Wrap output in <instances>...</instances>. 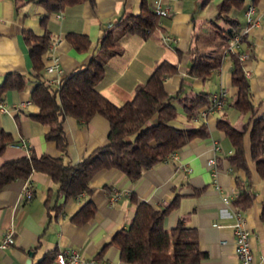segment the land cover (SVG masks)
Returning <instances> with one entry per match:
<instances>
[{
	"label": "crops",
	"instance_id": "obj_1",
	"mask_svg": "<svg viewBox=\"0 0 264 264\" xmlns=\"http://www.w3.org/2000/svg\"><path fill=\"white\" fill-rule=\"evenodd\" d=\"M159 1L168 6L167 13L160 15L159 26L148 37L137 33L120 36L118 47L121 51L106 59L98 87L114 102L123 103L132 96L135 84L148 77L157 59L175 61L177 71L164 78L167 91L178 89V93L183 94L205 90L210 94L221 87L225 90L222 107L207 111L205 115L198 112L191 119L185 117L176 103L177 114L171 122L179 126L204 122L207 134L189 139L164 159L144 169L136 180L116 168L100 169L90 180L94 187L90 195L84 192L64 200L63 196H57V183L39 170L27 178L7 182L0 188V239L11 230L14 241L0 248V264H34L48 251L69 247L80 249L86 256H97L103 264H137L122 260L114 244L98 254L117 228L131 222L136 209L132 191L139 200H147L156 207H161L176 194L177 203L166 213L164 226H172L179 217L185 224L194 226L198 246L206 252L202 264H240L233 250L231 223L234 219L232 209L236 207L232 200L242 186L253 193V198L249 206L238 209L248 229L254 263L264 264V217L261 216L264 181L249 157L247 134L243 136L246 177L244 169L232 166L227 160L232 146L224 132L215 126V118L220 114H225L231 122L247 116L246 113L241 116L229 105L234 92L230 84V59L223 53L220 64L204 80L187 73L189 48L193 43L201 49L220 52L219 27L224 24L219 21L213 24L209 20L214 17L217 0H209L204 6L198 5L199 0ZM245 1L248 4L250 0ZM253 5L255 22L240 36L237 50L241 54L251 101L257 105V111H261L264 108V0H256ZM139 10L140 0H81L49 12L37 0H0V83L8 71H20L27 78L23 87L0 93V103L6 108H0V129L10 136L0 162L22 154L47 152L73 163L108 139L109 124L101 114L84 122L71 115L65 117L66 153H61L53 140L45 138L48 125L34 117L37 105L30 97L35 82L25 41L30 31L48 32L50 41L39 77H56V71H46V66L55 58L63 73L87 62L96 53L103 29L122 13ZM243 11L244 7L233 10L244 23ZM45 13L47 18L42 22ZM205 20L212 36H206L199 43L194 39L198 35L194 29L196 23L202 25ZM70 31L86 33L91 39L89 48L76 49L66 37ZM163 34L172 39L164 42ZM211 155L214 164L207 162ZM26 187L32 190L30 198L24 195ZM115 190L119 195L111 200ZM47 196L50 203L62 201V209L49 212L45 202ZM88 196L96 205L93 217L84 223L71 220L70 215Z\"/></svg>",
	"mask_w": 264,
	"mask_h": 264
},
{
	"label": "trees",
	"instance_id": "obj_2",
	"mask_svg": "<svg viewBox=\"0 0 264 264\" xmlns=\"http://www.w3.org/2000/svg\"><path fill=\"white\" fill-rule=\"evenodd\" d=\"M37 1L49 12L81 0ZM255 1L250 0L249 3ZM208 2L199 0L198 5L204 6ZM246 5L245 0L214 2V17L209 20L213 24L216 21L224 24L219 27L220 52L201 49L196 42L193 43L189 48L187 73L204 80L220 64L221 55L227 54L230 59V84L234 87L229 105L237 109L241 116L245 113L247 116L244 120L231 122L225 114H220L215 118V126L224 132L232 146L231 152L226 155L227 160L232 166L244 169L246 177L248 169L243 136L247 134L249 157L255 171L264 181V108L257 111V105L251 101L239 51L227 48L229 39L245 23L233 10L245 8ZM46 18L47 13L42 15L41 21L44 22ZM159 18L153 1L140 0V10L126 11L106 26L99 35L96 53L87 62L63 73L58 85L47 83L39 77L42 58L50 41L48 32L30 31L25 37L35 75L30 97L37 105L34 117L48 125L44 132L45 138L53 140L58 150L66 153L68 137L64 129L65 117L71 115L84 122L95 114H101L109 124L108 139L73 163L65 161L61 155L47 152L4 159L0 162V188L15 178H27L33 171L39 170L57 183V196H63L64 200L81 192L90 195L94 190L90 180L100 169L116 168L131 180H136L144 169L164 159L189 139L207 134L204 122L181 126L171 122L177 114L176 103L181 106L187 119L197 115V109L209 103L208 91L195 90L179 94L178 89L171 92L164 88L166 75L177 71L175 61L157 59L148 77L135 84L132 96L123 103L114 102L98 87L106 59L121 51L118 47L120 36L137 33L148 37L159 26ZM66 37L78 50H86L91 44V39L83 32L70 31ZM26 81L24 73L8 71L0 83V93L10 88H21ZM153 115L156 119L151 121ZM9 139L10 136L0 129V155ZM235 181L238 184V179ZM131 197L136 201L131 222L117 228L98 254L109 244H114L119 248L122 260L137 264H202L201 259L206 252L198 246L195 227L185 224L181 217L172 226H164L166 213L177 203L176 194L161 207L144 199L139 200L133 191ZM252 198L253 193L242 186L232 202L237 208H245L250 205ZM49 201L47 196L45 202L49 212L62 209V201ZM95 212L96 205L88 196L70 215V219L84 223ZM261 216L264 217V211ZM56 251L44 253L34 264H51Z\"/></svg>",
	"mask_w": 264,
	"mask_h": 264
},
{
	"label": "built area",
	"instance_id": "obj_3",
	"mask_svg": "<svg viewBox=\"0 0 264 264\" xmlns=\"http://www.w3.org/2000/svg\"><path fill=\"white\" fill-rule=\"evenodd\" d=\"M153 7L157 13L160 15L166 14L168 11V6L160 3L159 0H153ZM254 5L253 3H248L244 8V17L245 24L235 32L232 37L228 41V50H235L238 46V41L241 34L246 30L247 26L253 24L255 22V18L253 17ZM161 39L164 42H168L172 39V37L168 34H163ZM239 56L241 54L239 53ZM46 71L52 72L56 71V77H44L43 79L47 83H52L58 85L62 76V68L59 67L57 63V59L55 58L52 63L46 66ZM225 98V90L221 87L217 91H213L209 94V103L205 105L198 112L201 115H205L207 111L212 109H217L222 107ZM0 108L5 110L3 104L0 103ZM207 162L214 164V156L211 155L207 158ZM84 192H81L82 194ZM24 195L26 197L32 196V190L30 187H26L24 190ZM119 192L114 191L110 196V199L113 200L118 197ZM233 212V222L231 223V230L233 233V243H234V253L240 264H255L253 260V253L250 249V244L248 241V229L244 225L243 216L240 210L236 207L232 209ZM14 241L11 230L7 231L3 237L0 239V248L4 247ZM51 264H103V260L97 256H86L84 255L80 249L76 247L62 248L56 251L53 256V262Z\"/></svg>",
	"mask_w": 264,
	"mask_h": 264
},
{
	"label": "rangeland",
	"instance_id": "obj_4",
	"mask_svg": "<svg viewBox=\"0 0 264 264\" xmlns=\"http://www.w3.org/2000/svg\"><path fill=\"white\" fill-rule=\"evenodd\" d=\"M209 26L210 25L207 23L206 20L204 21V23L202 25H200L199 23H196V26H195V29H194V33L197 32L198 33V37L194 38V39H197L198 42L201 43V41H203L206 36L211 37L212 36V31H211V28ZM193 36H194V34H193ZM155 119H156V117H155V115H153L150 120L154 121Z\"/></svg>",
	"mask_w": 264,
	"mask_h": 264
}]
</instances>
